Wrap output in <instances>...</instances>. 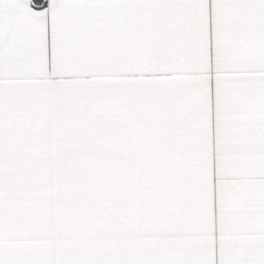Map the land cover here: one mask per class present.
Returning a JSON list of instances; mask_svg holds the SVG:
<instances>
[{
    "label": "snow or ice",
    "instance_id": "6c2138e0",
    "mask_svg": "<svg viewBox=\"0 0 264 264\" xmlns=\"http://www.w3.org/2000/svg\"><path fill=\"white\" fill-rule=\"evenodd\" d=\"M0 264H264V0H0Z\"/></svg>",
    "mask_w": 264,
    "mask_h": 264
}]
</instances>
